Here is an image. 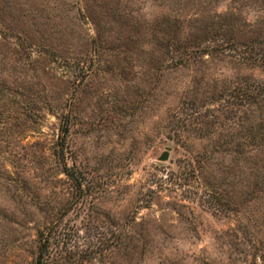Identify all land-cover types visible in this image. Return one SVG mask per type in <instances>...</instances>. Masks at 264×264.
Listing matches in <instances>:
<instances>
[{"label": "rangeland", "instance_id": "1", "mask_svg": "<svg viewBox=\"0 0 264 264\" xmlns=\"http://www.w3.org/2000/svg\"><path fill=\"white\" fill-rule=\"evenodd\" d=\"M252 43L264 0H0V264H264V190L197 161Z\"/></svg>", "mask_w": 264, "mask_h": 264}, {"label": "trees", "instance_id": "2", "mask_svg": "<svg viewBox=\"0 0 264 264\" xmlns=\"http://www.w3.org/2000/svg\"><path fill=\"white\" fill-rule=\"evenodd\" d=\"M258 44L242 45L245 52L240 55L239 63L256 64L264 71V43H260L263 47ZM233 91H238V94L229 93L228 100H224V104L218 109L219 114L214 113L212 118L217 120L223 117L226 121H231L228 127L234 129L235 133L217 139L208 138L212 151L198 154L197 161L207 162L215 153H225L229 158L227 172L241 165L237 168L240 171L237 183H255L264 190L261 187L264 185V80H245L238 89L233 87ZM236 106L243 109L239 110ZM237 112L240 114L237 115ZM216 122L211 121L206 125L214 129L218 123ZM63 132L66 133L65 130ZM214 209L216 212H223V207L219 204ZM55 236L50 228L39 233L35 264H45Z\"/></svg>", "mask_w": 264, "mask_h": 264}, {"label": "water", "instance_id": "3", "mask_svg": "<svg viewBox=\"0 0 264 264\" xmlns=\"http://www.w3.org/2000/svg\"><path fill=\"white\" fill-rule=\"evenodd\" d=\"M168 157H169L168 153L165 152V153H163L161 155L160 160L161 161H167L168 160Z\"/></svg>", "mask_w": 264, "mask_h": 264}]
</instances>
